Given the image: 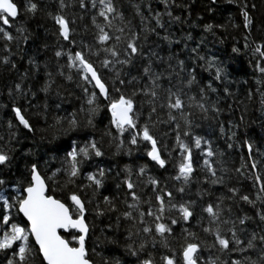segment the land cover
Returning a JSON list of instances; mask_svg holds the SVG:
<instances>
[{
    "label": "trees",
    "instance_id": "16d2710c",
    "mask_svg": "<svg viewBox=\"0 0 264 264\" xmlns=\"http://www.w3.org/2000/svg\"><path fill=\"white\" fill-rule=\"evenodd\" d=\"M14 2L20 9L18 16L9 18V25L0 24L13 37L7 42L0 38V57H8L7 62L0 61V151L9 157L0 165V180L4 181L0 185V194L11 200L15 195L14 186L22 193L30 180V165L36 164L48 195L60 199L70 210L71 202L67 196L72 192L79 195L86 208L85 222L89 230L86 252L92 264H105L106 260L108 264H115L116 260L120 264H138V260L149 254L155 264H162L161 256H171L173 252L177 253L179 261L178 253L185 240L200 243L199 255L203 261L218 257L223 264H231L232 259H241L242 255L258 259L259 240L255 250H245L243 254L224 253L218 246L208 247L215 238L203 232L209 220L203 209L219 201L222 209L219 219L230 221L227 227L240 217H247L243 225L236 224L242 245L252 232L258 237L264 234V221L257 215L258 210L264 214V200H257L264 184L255 183L257 175H264V74L257 70L260 57L254 54L258 44L264 45V0H232L231 3L229 0H113L122 17L115 25L124 27L125 32H137L139 54L129 64L110 63L103 67L99 62L109 58L107 54L88 56L85 53L106 82L108 99L99 96L98 90L82 80L76 69L67 67L66 54L55 55L57 51L74 53L83 45L100 47L94 39L97 30L92 20L95 16L96 23H104L102 17L96 16L98 0H88L84 9L80 8L79 0H63L65 7L62 9L61 0H33L37 10L27 14L25 0ZM92 3L96 4L95 8ZM241 8L250 18L248 28L244 27ZM58 13L68 24V40L59 35V27L53 19ZM208 25H211L210 29L206 27ZM233 48L238 51L234 52ZM119 59H124L122 51ZM145 65L160 76L157 81L161 85L158 89L160 98L154 105L156 111L150 115L153 105L144 103L148 97L142 93L132 99L138 123H148L158 142L161 158L166 162L163 168L146 155L150 148L147 142L138 140L132 145L128 133L120 134L117 139L116 129L110 124L108 104L120 95L130 96L137 88L146 86L150 77L143 74ZM261 66L264 67V63ZM217 69H222L219 78ZM189 79L193 81L191 84L187 83ZM17 84H20L19 91ZM169 88L174 92L179 90L181 94L183 111L191 122V135L208 141L199 148L194 147L191 136H183L184 124L178 119L181 139L191 149L193 173L187 183L175 179L180 149L174 147L175 125L171 121L165 122L169 110L161 106ZM89 96L94 97L91 106L87 102ZM197 103H203L206 112L199 109ZM13 105L26 109L23 114L31 124V132L19 125L12 112ZM90 107L96 109L91 117ZM172 114L179 118V112L173 110ZM57 117L61 118L58 124L55 123ZM69 120H75L76 126L66 131ZM89 140L96 143L102 155L91 153L87 159L79 158V174L69 183L63 170L66 167L63 158L73 142L79 148ZM245 141L252 145L251 150ZM205 149L213 152L207 159L215 170L214 178L220 181L218 183L210 182L213 174L203 164ZM253 162L257 165L255 172L251 167ZM141 167L143 173L139 171ZM56 169L60 171L56 172ZM100 170H103V176L99 175ZM89 172L101 181L99 188L87 181ZM149 178L157 180L155 189ZM125 179L134 183L141 201L139 208L145 213L149 204L144 201L155 208V194L161 190L170 192L171 202L177 205L192 202L190 211L194 215L189 221H183L177 211L167 210L169 198L164 197L165 219L161 222L171 227V234L165 233L163 237L168 247L162 246L154 228L151 237L142 231L137 234L132 221L121 215L128 211V203L132 202ZM229 189H236L238 194L232 196ZM244 195L255 204L241 200ZM105 196L109 198L108 205L104 203ZM98 207L100 215L96 213ZM11 215L17 221L23 220L16 211ZM169 217L177 219V223L172 225ZM152 219L145 217L146 221ZM241 228L243 232L239 231ZM185 230L195 236H186ZM129 231L133 233L131 239L128 238ZM61 235L70 238L69 233L61 232ZM225 235L230 238L231 234ZM141 240L146 241L144 249H136L138 256H132L125 245H135ZM10 255V251L7 254L0 251V264H6Z\"/></svg>",
    "mask_w": 264,
    "mask_h": 264
},
{
    "label": "snow or ice",
    "instance_id": "6c2138e0",
    "mask_svg": "<svg viewBox=\"0 0 264 264\" xmlns=\"http://www.w3.org/2000/svg\"><path fill=\"white\" fill-rule=\"evenodd\" d=\"M231 3L232 0H229ZM88 0H79L80 8H86ZM99 8L96 11V16L102 17L104 23H96V17L93 16V24L96 28L95 41L100 47L90 48L88 45H83L81 50L75 51L74 53L68 52L64 53L57 51L55 55L60 57L62 55H67V67L69 69H76L77 74L80 78L86 81L88 84L94 86L99 90L98 95L108 99V91L106 82L99 75L98 70L95 64L88 58V56H96L98 53H105L109 58H105L99 63L103 67H108L109 64L119 63L121 65L129 64L132 59L139 54V49L137 47L138 34L134 30L130 32H125L124 27H117L115 25L116 20H122L121 14L113 5V0H98ZM93 8L96 7L95 3L91 5ZM65 5L63 0H61L60 8H64ZM37 10V4L33 0H25L24 11L25 13H35ZM20 9L14 0H0V24L9 25V18L15 19L19 14ZM241 14L244 17V27L248 28L250 24V18L248 13L241 8ZM111 17V18H110ZM159 13H157L156 23L160 24L158 19ZM55 23L59 27V35L65 40L69 39V28L66 22V19L61 15L57 14L53 17ZM211 28V25L206 26ZM108 29V30H106ZM17 31L22 32L23 29H17ZM0 38L4 41H11L13 39L12 35L8 30L3 27H0ZM26 39V37H25ZM113 41L114 43H108ZM123 44L122 49L120 45ZM247 47V45H245ZM5 49L7 50V44H5ZM119 49V50H118ZM264 45H257L254 49V54H258L260 59L257 60V70L264 74V67L261 66L264 63ZM123 53L124 59H119ZM233 51H238L236 48H233ZM88 53V56L85 55ZM8 57H0V61L7 62ZM211 67V65H209ZM222 69H217V78L220 77ZM143 74L148 75L150 79L148 80L146 86L143 89L137 88L130 96L120 95L118 98H114L108 104V111L111 114L110 124L113 128L116 129L117 139L120 134L128 133L129 134V143L136 145L138 140L147 142V145H150L146 155L154 161L161 168L165 167V160L161 158L160 149L158 148V142L151 133L148 123L143 125L139 124L137 121V113L134 109V101L132 99L137 93H142L144 96L148 97L144 101L146 104L153 105L151 107V113L156 111L155 101L160 98L158 89L161 85L157 82L160 80V76L152 73L149 65H145L143 69ZM115 78V77H114ZM193 81L188 80V84H191ZM123 83V81H121ZM150 85V87H149ZM17 91L20 90V84L16 85ZM203 93V90H201ZM164 102L162 107H165L169 110L167 121H171L175 125L176 129V143L174 147L178 146L180 152L177 154L179 159L175 163L176 176L175 179L182 180L187 183L193 173V165L191 159V149L188 144H186L181 139L180 128L181 125L178 122L183 121L184 131L183 136H191L192 144L194 147L199 148L202 143L207 144L208 141L203 140L201 137L191 135L190 121L187 119V114L183 111L184 101L181 97L179 90L172 91L171 88L167 90V96L163 98ZM192 99V97H189ZM88 104L91 106L94 103V97H88ZM199 109L206 112L205 105L203 103H197L196 105ZM175 110L179 112V118L173 115L172 112ZM26 109H21L13 105L12 112L15 115L16 120L19 125H22L23 128L28 131H32L31 124L29 120L23 114ZM96 111L95 108H89V116ZM59 117L56 118L55 123H60ZM91 123V119H89ZM69 129L76 126L75 120H69ZM155 126V122H152ZM51 127V126H50ZM171 130V129H170ZM223 131V129H222ZM111 136V133H108ZM245 145L251 150L252 145L245 141ZM119 147V145H117ZM231 147V145H229ZM206 156L203 161L204 166L206 167L209 173L213 174V179L211 183H218L215 179V170L212 167V164L209 162L207 157H211L213 152L205 149ZM91 153H94L95 156H101V151L97 148L96 143L92 140L86 142L85 145L76 147L75 142L73 146L65 154L64 163V172L68 177V182L71 183L72 178L76 177L79 174L78 164L80 163L79 158L87 159ZM9 157L4 151H0V165L5 164L8 161ZM251 160V156H249ZM253 172L256 171L257 165L255 162L251 165ZM30 180L23 187L22 193L19 188H15V195L11 196V200L6 198L3 194H0V251L11 252V255L8 256L6 264H92V262L87 258L86 252V236L88 234V225L85 222V213L86 208L82 199L75 192L70 193L67 196V200L71 202V209L69 206H66L65 203L61 202L60 199L54 198L52 195L46 194L45 191V181L42 179L41 175L38 172V166L36 164L30 165ZM56 172H59L60 169H56ZM141 173L144 172V168L139 169ZM239 172V169H237ZM55 175V173H53ZM99 175L103 176V170H100ZM51 179V177H50ZM87 181H90L96 185L97 188L100 187L101 181L96 178V176L89 172L86 174ZM149 182L155 189L157 186V180L149 178ZM4 181L0 180V185ZM256 184H264V175H257L255 177ZM124 184L128 189V194L132 198V202L128 203V211H124L121 215L126 220L132 221V226L136 228V233L139 234L141 231L148 235L149 237L153 234V228L156 236L161 238V244L163 247H168L167 242L163 239L164 234H171V227L169 224L161 222L165 219V202L164 197L169 198L167 210L169 212L177 211L180 215V218L183 221H189V218L194 215L193 211H190V204L192 202L185 201L181 202L178 205L171 202L172 194L170 192H164L161 190L160 193L155 194L156 206L155 208L148 201V211L147 213L143 212L139 208L141 203L140 197L135 191V185L130 179H125ZM91 186V185H87ZM85 187V185H81ZM183 191V189H179ZM229 192L232 193V196H236V189H229ZM199 194V193H198ZM232 197H228L231 199ZM241 200L248 204H255V201L249 199L247 195L241 196ZM257 200H264V189H261V194L257 195ZM105 205L110 203L107 196L104 197ZM135 209V214L133 213ZM13 211H16L18 215L23 217V220L17 221L11 214ZM203 211L208 214L209 220L206 222V226L203 227V232L208 233L214 236V242L208 247L218 246L219 251L227 253L238 252L243 254L245 250H255L256 242L259 240L260 244V256L258 259H252L249 256H243L241 259H232L231 264H264V234L259 237L255 232H252L247 239V242L242 245L241 239L237 235L236 224L243 225L247 217H240L235 223H232V226L227 227L231 222L228 220H220L222 209L219 201L215 205L209 204L206 206ZM97 215L102 214L100 208L96 209ZM257 215L260 216V219L264 221V214L259 210ZM152 217L151 221H146L145 217ZM171 224L175 225L177 219L171 218ZM137 219L139 220V225H137ZM26 221V224L24 223ZM221 225L226 227L222 228ZM64 230V232L69 233L70 238H65L59 234L58 230ZM70 230H75L70 232ZM240 232H243L244 229H239ZM225 233H230V238L225 235ZM186 236L194 237V233H188L185 230ZM133 236L132 231L128 232V238L131 239ZM31 244V247L29 246ZM146 241L141 240L138 244H128L125 245L126 250L132 256H138L136 249L143 250L145 247ZM200 243L191 242L185 240L181 245L180 251L178 253L180 260L176 259L177 253L173 252L171 256L162 255L161 262L162 264H223L222 261H219V258L209 257L207 261H203L199 255ZM105 264H108V261H105ZM115 264H120L119 260L115 261ZM138 264H155V261L151 254L147 258L138 260Z\"/></svg>",
    "mask_w": 264,
    "mask_h": 264
},
{
    "label": "water",
    "instance_id": "95a60500",
    "mask_svg": "<svg viewBox=\"0 0 264 264\" xmlns=\"http://www.w3.org/2000/svg\"><path fill=\"white\" fill-rule=\"evenodd\" d=\"M211 1H214V0H211ZM98 90V89H97ZM98 92H99V90H98ZM104 98V97H103ZM42 177V176H41ZM43 179V178H42ZM45 191H46V194H47V186H46V183H45ZM62 202V201H61ZM67 206V205H66ZM26 222V221H25ZM58 232H59V234L61 235V232H64V230H62V229H60V230H58ZM64 233H66V232H64Z\"/></svg>",
    "mask_w": 264,
    "mask_h": 264
}]
</instances>
